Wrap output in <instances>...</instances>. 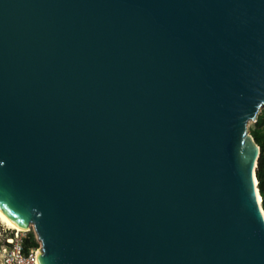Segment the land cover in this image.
Returning <instances> with one entry per match:
<instances>
[{"label": "water", "instance_id": "95a60500", "mask_svg": "<svg viewBox=\"0 0 264 264\" xmlns=\"http://www.w3.org/2000/svg\"><path fill=\"white\" fill-rule=\"evenodd\" d=\"M264 0H0V210L37 264H264Z\"/></svg>", "mask_w": 264, "mask_h": 264}, {"label": "built area", "instance_id": "2783aa9c", "mask_svg": "<svg viewBox=\"0 0 264 264\" xmlns=\"http://www.w3.org/2000/svg\"><path fill=\"white\" fill-rule=\"evenodd\" d=\"M0 264H37L40 244L24 251L23 240L26 232H18L1 225Z\"/></svg>", "mask_w": 264, "mask_h": 264}, {"label": "trees", "instance_id": "16d2710c", "mask_svg": "<svg viewBox=\"0 0 264 264\" xmlns=\"http://www.w3.org/2000/svg\"><path fill=\"white\" fill-rule=\"evenodd\" d=\"M255 143L260 148V156L256 168V181L259 196L261 198V207L264 212V116L258 117L254 123V128L249 131ZM36 238L33 232H29L23 240L24 251L37 247Z\"/></svg>", "mask_w": 264, "mask_h": 264}, {"label": "bare ground", "instance_id": "6f19581e", "mask_svg": "<svg viewBox=\"0 0 264 264\" xmlns=\"http://www.w3.org/2000/svg\"><path fill=\"white\" fill-rule=\"evenodd\" d=\"M257 200L260 203V196L257 194ZM0 221L9 229L18 231V232H26L27 230L18 227L14 224L1 210H0Z\"/></svg>", "mask_w": 264, "mask_h": 264}, {"label": "rangeland", "instance_id": "374dc122", "mask_svg": "<svg viewBox=\"0 0 264 264\" xmlns=\"http://www.w3.org/2000/svg\"><path fill=\"white\" fill-rule=\"evenodd\" d=\"M262 116H264V106H263V107L260 109V111L258 112L257 118H258V117H262ZM254 123H255V122H249V123H248V131H250V130H252V129L254 128ZM1 225H2V226H5V225L0 221V238H1V235H2V232H1ZM29 232H33V229L30 228L29 231H26L25 236H27Z\"/></svg>", "mask_w": 264, "mask_h": 264}]
</instances>
